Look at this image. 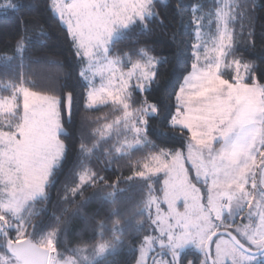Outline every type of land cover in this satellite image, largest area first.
Wrapping results in <instances>:
<instances>
[{
    "label": "snow or ice",
    "instance_id": "6c2138e0",
    "mask_svg": "<svg viewBox=\"0 0 264 264\" xmlns=\"http://www.w3.org/2000/svg\"><path fill=\"white\" fill-rule=\"evenodd\" d=\"M46 7L72 59L41 51L26 73L29 37L51 29L34 14L39 0H0V31L15 21L5 45L20 69L0 95V264H96L117 249L130 255L114 264H264V0H214L206 11L193 4L184 67L182 0H47ZM164 9L181 22L166 24ZM205 19L214 25L207 33ZM153 35L167 37L169 54ZM173 60L174 92L162 102L154 98L160 73ZM100 107L115 119L87 115ZM134 148L142 153L135 159ZM114 162L120 174L110 180L104 173ZM130 181L142 183L135 210L143 215L134 223L143 231L125 232L127 214L109 222L87 211L96 197L114 213L112 197ZM53 188L73 207L44 224L36 205ZM69 216L96 239L69 248Z\"/></svg>",
    "mask_w": 264,
    "mask_h": 264
},
{
    "label": "trees",
    "instance_id": "16d2710c",
    "mask_svg": "<svg viewBox=\"0 0 264 264\" xmlns=\"http://www.w3.org/2000/svg\"><path fill=\"white\" fill-rule=\"evenodd\" d=\"M223 0H215L216 3H221ZM173 3L176 0H172ZM183 4L189 8V12L183 13V23L180 25V31L186 32L187 37L185 39L183 47L185 48V55L183 57L184 63L180 65V67H184L190 60V54L187 52V48L189 46V41L191 38V22H190V13H191V6L193 4H198L203 7L206 11L209 9L214 0H182ZM232 3H236L237 0H231ZM47 0H39V8L34 12V14L43 21V23L51 29V34L49 36H41L39 34L31 35L29 37V50L24 53V71L26 73L30 72L36 65L33 61V57L41 52L45 51L50 56L53 57H61L65 59L66 63H70L72 56L68 45L64 41V37L62 35L61 30L58 27L55 18L52 17L50 11L46 7ZM162 14L165 17L166 24H179L181 22L180 17H178L175 12L170 11L168 9L162 10ZM200 13H197V15ZM4 24L8 25V27L0 31V95H6L7 92L4 90V84L13 76L18 74L19 72V58L13 53L12 48L10 46L5 45L6 40H11L12 37L15 35V21L11 19H7L3 21ZM231 26V25H230ZM260 21H256V31L259 33L260 29ZM237 32H240V24L237 23L236 25ZM157 31H160L159 29ZM249 31V26L245 21V27L243 29L244 32V39H247V33ZM152 42L155 43L157 47H164L161 48L160 51L164 54H169L171 49L165 47L167 45V37L163 35H153L151 37ZM194 42V41H190ZM128 44V41H122L117 44L118 48H125ZM241 47L243 45L241 44ZM8 57H11L9 59ZM50 72L52 75H55L57 69L55 67H51ZM161 75V83L159 87L156 89V99H160L162 102L167 99L173 92L175 87V81L178 76V72L176 69L175 61L173 60L172 63L168 67L162 66ZM109 114V120L115 119V115L110 113L109 108L100 107L96 111L89 112L87 115L90 118H95L97 116H102L104 114ZM105 121H101L104 123ZM95 127V125H93ZM113 142L111 140L108 141L107 144H104L103 147H108ZM141 151L134 149L132 151V158L135 159L141 155ZM126 160L122 159L118 162L119 166L125 165ZM72 164V156L69 155V159L66 163V168ZM117 163H113L110 167L105 169V173L110 180H115L116 176L120 173L116 171L118 167ZM131 173L125 168L123 171V176H129ZM63 179V177H61ZM59 185H57V188ZM57 188H53L51 190L50 199L47 201H41V203L36 205L38 212L41 215L37 216V220H42L44 224L52 222L53 213L60 214L61 210L65 207L71 208L73 205L69 202L65 205L62 202L58 201L57 198ZM92 192V189H88L86 194ZM63 193H61L62 195ZM142 183L138 181H130L128 183H121L119 186V190L116 191L114 196L112 197V201L116 204L115 212L113 213L112 210V202L107 199L100 200L96 197H93L89 203L87 204L86 208L90 214L96 215L97 219L101 217L107 216L109 218V222L112 219H116L118 217H123L125 214L128 215V219L124 220V230L126 233H135L139 231H143V225H136L134 223L135 219H139L143 213L137 212L135 210V206L139 203L140 199L142 198ZM71 221L69 225V231L66 234V240L68 247H74L81 242V240L93 241L96 239L95 233L91 230H84L83 221L72 218L69 216ZM146 224V222H145ZM64 235L62 234L61 239V247H63L64 243ZM118 253V254H117ZM130 253L127 249H117L116 253L110 252L105 255L101 259H97L96 264H110L113 262L114 259L124 260ZM114 264V262H113Z\"/></svg>",
    "mask_w": 264,
    "mask_h": 264
},
{
    "label": "rangeland",
    "instance_id": "374dc122",
    "mask_svg": "<svg viewBox=\"0 0 264 264\" xmlns=\"http://www.w3.org/2000/svg\"><path fill=\"white\" fill-rule=\"evenodd\" d=\"M221 3H225V4H227V3H232L231 2V0H223V1H221ZM225 10H227V9H225ZM198 15H200V14H198ZM204 23H205V29H204V31L207 33V32H210L213 28H214V25H212V24H209V20L208 19H205L204 20ZM135 149V148H134ZM133 149V150H134ZM261 167H264V165H262ZM258 179H259V177H258ZM249 187H250V185H249ZM177 204L178 205H182V201H177ZM165 208H166V205L164 206ZM237 219H239V217H237ZM110 253V252H109ZM108 254V253H107ZM106 254V255H107ZM104 257V256H103ZM103 257H97V259H101V258H103ZM149 259H151V256H149Z\"/></svg>",
    "mask_w": 264,
    "mask_h": 264
}]
</instances>
